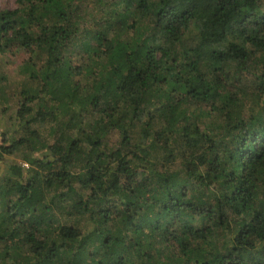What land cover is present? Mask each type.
I'll use <instances>...</instances> for the list:
<instances>
[{"label": "trees", "instance_id": "16d2710c", "mask_svg": "<svg viewBox=\"0 0 264 264\" xmlns=\"http://www.w3.org/2000/svg\"><path fill=\"white\" fill-rule=\"evenodd\" d=\"M20 51L0 264H264V0H17Z\"/></svg>", "mask_w": 264, "mask_h": 264}, {"label": "rangeland", "instance_id": "374dc122", "mask_svg": "<svg viewBox=\"0 0 264 264\" xmlns=\"http://www.w3.org/2000/svg\"><path fill=\"white\" fill-rule=\"evenodd\" d=\"M17 7V0H0V10L3 9H15ZM30 53L25 51H20L17 54L6 53L0 56V127L1 131L7 130V132L12 133L13 128L10 125L11 117H13L15 112V107L18 104V92L21 87V83L27 79V74L22 72L20 67L23 62L28 59ZM33 59L39 61L40 58L34 55ZM38 65L39 63L36 62ZM3 77H5L3 79ZM7 85V86H6ZM2 86H6L2 88ZM263 96V95H262ZM264 98V96H263ZM7 107V111L3 114L2 110ZM12 123V122H11ZM33 127H37L34 125ZM45 132H48V125H46ZM21 158V159H20ZM16 162L22 163V157L19 155L14 159ZM9 162V161H8ZM26 167V166H25ZM3 169V168H2Z\"/></svg>", "mask_w": 264, "mask_h": 264}, {"label": "built area", "instance_id": "2783aa9c", "mask_svg": "<svg viewBox=\"0 0 264 264\" xmlns=\"http://www.w3.org/2000/svg\"><path fill=\"white\" fill-rule=\"evenodd\" d=\"M0 136H1V130H0Z\"/></svg>", "mask_w": 264, "mask_h": 264}]
</instances>
